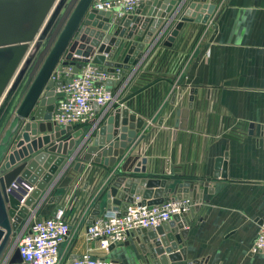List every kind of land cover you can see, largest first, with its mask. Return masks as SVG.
I'll use <instances>...</instances> for the list:
<instances>
[{"label":"water","instance_id":"obj_1","mask_svg":"<svg viewBox=\"0 0 264 264\" xmlns=\"http://www.w3.org/2000/svg\"><path fill=\"white\" fill-rule=\"evenodd\" d=\"M94 1L0 0V264H24L15 241L32 208L42 202L54 204L48 215H39V221L62 206L58 204L61 194L44 200L65 170L73 165L74 171L83 173L90 169L89 164L101 163L105 175L87 225L105 210L125 213L136 197L148 205L174 197L189 198L194 204L189 213L175 214L168 222L132 234L148 264L151 260L152 264H167L186 253L180 244L188 233L187 217L203 201L202 185L191 187L188 177L152 175L147 172V157L127 153L145 122L129 108H117L85 124L87 131L80 125L57 124L53 114L64 96L58 90L63 81L51 79L57 68L72 66L78 73L88 62L111 73L120 69L123 78L131 66L138 67L152 43L147 44L161 26H168L181 4L177 0H146L127 17L115 18L95 8ZM182 4V14L164 41L166 46H172L186 22L206 23L216 7L208 0ZM112 83L109 79L107 87ZM196 92L191 89L188 107L177 110L179 117L186 118ZM175 99L173 95L172 103ZM176 125H180L178 119ZM78 137H82L79 143ZM226 167L224 161V178ZM14 182L18 188L12 187ZM21 182L35 185L23 203L26 190ZM174 227L179 232H173Z\"/></svg>","mask_w":264,"mask_h":264},{"label":"crops","instance_id":"obj_2","mask_svg":"<svg viewBox=\"0 0 264 264\" xmlns=\"http://www.w3.org/2000/svg\"><path fill=\"white\" fill-rule=\"evenodd\" d=\"M208 3L216 7L207 22H186L169 47L164 41L183 4L173 11L175 17L147 44L152 43L138 67L131 66L120 81L113 78L110 89L145 119L127 153L147 157V172L152 175L188 177L191 187L198 184L204 189L199 209L187 217L188 233L180 244L186 253L167 264H264V251H253L264 219V0ZM192 88L197 89L193 106L186 118L179 117L177 110L188 107ZM96 113L99 116L100 107ZM95 166L94 173L103 177V163ZM72 168L66 169L53 194L64 192ZM53 205L44 204L38 214L48 215ZM93 205L62 243L59 264L90 246L94 254L114 264H148L133 235L109 251L86 241Z\"/></svg>","mask_w":264,"mask_h":264},{"label":"built area","instance_id":"obj_3","mask_svg":"<svg viewBox=\"0 0 264 264\" xmlns=\"http://www.w3.org/2000/svg\"><path fill=\"white\" fill-rule=\"evenodd\" d=\"M144 1L146 0H95L94 7L110 12L115 18H125ZM177 1L179 4L185 2V0ZM156 39L152 42H156ZM120 72V69L114 73L101 70L97 64L92 62L86 63L78 73L73 71L72 66L57 68L52 73L51 79H62L63 83L58 90L64 92V96L57 101L53 120L62 126H82L99 120L106 113H113L117 108H128L125 101H118L114 91L106 85L109 79L120 80ZM95 104L100 107L99 116H97ZM148 122L152 121L148 120ZM88 166L90 169L83 173L74 171L73 168L67 171L69 183L61 193L62 199L58 204L62 206L54 215L38 221L39 209L46 203L42 202L32 208L16 244L20 249L24 264L60 263L62 243L66 240L73 225L86 217L97 198L96 194L99 196L101 190L100 182L103 177L99 178V174L94 173L95 165L89 164ZM62 176L64 173L60 179ZM20 185L26 190L23 203L35 189V185L27 182H21ZM55 186L49 191L44 201L54 193ZM12 187L18 188L19 184L14 182ZM193 206L189 198L174 197L160 204L148 205L141 204V198L136 197L125 213L110 209L96 216L94 221L87 225L85 238L89 243L96 241L100 250L109 251L112 246L127 241L137 229L161 225L170 221L175 214L189 213ZM253 251H264V219L260 225ZM63 264H114V262L112 259L94 254V248L90 246L79 256L66 259Z\"/></svg>","mask_w":264,"mask_h":264}]
</instances>
